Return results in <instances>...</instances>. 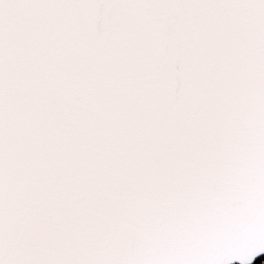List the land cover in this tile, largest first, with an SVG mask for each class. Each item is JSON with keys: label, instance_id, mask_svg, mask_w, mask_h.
I'll return each mask as SVG.
<instances>
[{"label": "snow or ice", "instance_id": "6c2138e0", "mask_svg": "<svg viewBox=\"0 0 264 264\" xmlns=\"http://www.w3.org/2000/svg\"><path fill=\"white\" fill-rule=\"evenodd\" d=\"M261 254L264 0H0V264Z\"/></svg>", "mask_w": 264, "mask_h": 264}, {"label": "water", "instance_id": "95a60500", "mask_svg": "<svg viewBox=\"0 0 264 264\" xmlns=\"http://www.w3.org/2000/svg\"><path fill=\"white\" fill-rule=\"evenodd\" d=\"M262 257H264V254H261V256L258 257V258L254 261V264H256V262H257L260 258H262Z\"/></svg>", "mask_w": 264, "mask_h": 264}, {"label": "trees", "instance_id": "16d2710c", "mask_svg": "<svg viewBox=\"0 0 264 264\" xmlns=\"http://www.w3.org/2000/svg\"><path fill=\"white\" fill-rule=\"evenodd\" d=\"M261 261H262V259H259V260L257 261V264L260 263Z\"/></svg>", "mask_w": 264, "mask_h": 264}, {"label": "bare ground", "instance_id": "6f19581e", "mask_svg": "<svg viewBox=\"0 0 264 264\" xmlns=\"http://www.w3.org/2000/svg\"><path fill=\"white\" fill-rule=\"evenodd\" d=\"M260 259H262V261H264L263 259H264V257H262V258H260Z\"/></svg>", "mask_w": 264, "mask_h": 264}, {"label": "built area", "instance_id": "2783aa9c", "mask_svg": "<svg viewBox=\"0 0 264 264\" xmlns=\"http://www.w3.org/2000/svg\"><path fill=\"white\" fill-rule=\"evenodd\" d=\"M262 262V261H261ZM261 262L259 264H261Z\"/></svg>", "mask_w": 264, "mask_h": 264}, {"label": "rangeland", "instance_id": "374dc122", "mask_svg": "<svg viewBox=\"0 0 264 264\" xmlns=\"http://www.w3.org/2000/svg\"><path fill=\"white\" fill-rule=\"evenodd\" d=\"M264 260V259H263ZM256 264H257V262H256Z\"/></svg>", "mask_w": 264, "mask_h": 264}]
</instances>
